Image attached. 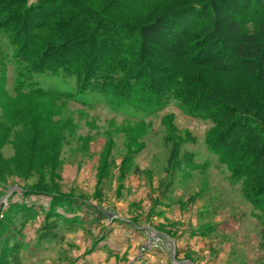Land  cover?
Wrapping results in <instances>:
<instances>
[{"label":"rangeland","instance_id":"obj_1","mask_svg":"<svg viewBox=\"0 0 264 264\" xmlns=\"http://www.w3.org/2000/svg\"><path fill=\"white\" fill-rule=\"evenodd\" d=\"M204 1L149 0L132 12ZM18 69L0 38V117L20 141L38 127L45 149L59 147L27 160L22 147L3 144L0 264H264L262 181L238 173L232 130L178 99L151 112L113 104L63 74L34 80L76 97L18 101ZM202 76L251 103L241 105V124L264 119V83L239 70Z\"/></svg>","mask_w":264,"mask_h":264},{"label":"trees","instance_id":"obj_2","mask_svg":"<svg viewBox=\"0 0 264 264\" xmlns=\"http://www.w3.org/2000/svg\"><path fill=\"white\" fill-rule=\"evenodd\" d=\"M148 1L0 0V38L10 40L23 79L12 85L14 97H76L40 86L34 74L45 72L74 76L78 92L90 89L113 104L150 112L167 99H178L205 113L216 127L232 130L231 143L241 150L235 157L238 173L261 180L256 188L261 194L264 119L249 127L241 124V105L249 110L251 103L200 78L239 70L264 83V0L190 2L142 17L132 12ZM13 126L0 117V151L10 141L32 160L59 147L53 141L45 149L38 127L20 141ZM221 133L215 141L223 139ZM34 167L29 164L27 171ZM262 196L255 201L264 206Z\"/></svg>","mask_w":264,"mask_h":264}]
</instances>
